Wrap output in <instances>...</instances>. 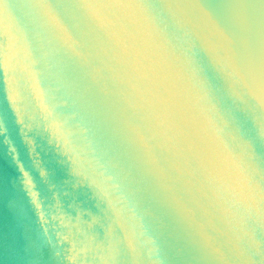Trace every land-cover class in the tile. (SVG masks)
Listing matches in <instances>:
<instances>
[{"label":"water","instance_id":"95a60500","mask_svg":"<svg viewBox=\"0 0 264 264\" xmlns=\"http://www.w3.org/2000/svg\"><path fill=\"white\" fill-rule=\"evenodd\" d=\"M121 3L166 54L98 7ZM201 12L258 75L264 0H0V264H264L240 203L264 194V109L195 40Z\"/></svg>","mask_w":264,"mask_h":264},{"label":"clouds","instance_id":"9594fccd","mask_svg":"<svg viewBox=\"0 0 264 264\" xmlns=\"http://www.w3.org/2000/svg\"><path fill=\"white\" fill-rule=\"evenodd\" d=\"M101 8H119L130 10L133 17L132 22L147 37L152 48L157 52L167 53L166 42L162 41L159 33L153 25L148 23L147 18L142 12V5L139 4H110L100 5ZM238 20L245 31L249 30L247 16L243 12L237 13ZM49 23L64 36L67 32L63 25L52 13H48ZM256 42V63L258 75L249 76L241 71L235 52L233 51L234 41L219 27V25L205 12L199 14L197 31L194 33L195 40L199 41L203 47L212 55L221 73L227 80L230 89L237 98L247 95L254 99L256 103L264 109V25L257 30ZM245 50L249 49V42L243 41ZM247 59L251 60L249 55ZM180 77L189 86L193 88L199 98L207 97V87L203 81H200L194 72H183L181 70ZM264 202V194L257 197L255 194L248 193L242 195L240 203L245 206L246 212L254 210L256 219L260 223H264V208L261 203ZM230 215H235L229 212Z\"/></svg>","mask_w":264,"mask_h":264}]
</instances>
